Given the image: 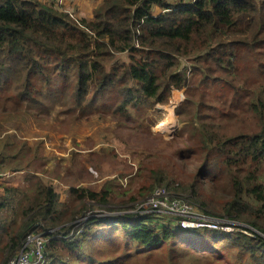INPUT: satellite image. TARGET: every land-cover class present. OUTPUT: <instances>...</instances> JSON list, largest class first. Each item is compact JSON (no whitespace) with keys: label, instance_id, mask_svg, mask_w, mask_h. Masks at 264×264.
<instances>
[{"label":"trees","instance_id":"1","mask_svg":"<svg viewBox=\"0 0 264 264\" xmlns=\"http://www.w3.org/2000/svg\"><path fill=\"white\" fill-rule=\"evenodd\" d=\"M197 49L204 52L181 67ZM124 54L127 61L117 59ZM172 89L184 95L174 108L180 152L200 162L199 174L222 177L231 196L201 198L196 176L183 183L167 165L148 168L153 181L145 191H190L195 206L228 219L233 231L159 228L152 213L104 217L94 209L107 207L108 190L69 186L62 198L51 183L37 187L33 172L11 171L0 185L3 264L35 226L47 232L49 264L62 263L56 254L63 248L90 258L80 240L89 231L101 236L98 226L122 229L124 247L131 243L145 257L176 234L202 241L208 252L229 244L243 264H264V0H102L90 19L39 0H0V113L46 118L60 106L69 120L94 112L129 117L130 106L167 104ZM137 200L131 195L125 203ZM70 231L77 232L72 239Z\"/></svg>","mask_w":264,"mask_h":264},{"label":"rangeland","instance_id":"2","mask_svg":"<svg viewBox=\"0 0 264 264\" xmlns=\"http://www.w3.org/2000/svg\"><path fill=\"white\" fill-rule=\"evenodd\" d=\"M152 12L157 14L160 9L153 7ZM81 15L84 16L81 12L79 18ZM203 52L197 49L190 56L182 57L181 67L191 65L190 59ZM117 59L127 61V54L117 55ZM181 92L182 97L177 103L173 102L171 93L167 104H156L151 109L143 110L130 106L129 117L121 115L115 117L110 112H94L77 120H69L65 113L60 112V106L46 118L30 114L26 110H20L18 113H0V185L7 180L3 177L10 176L11 171L16 173L31 171L36 175L37 187L46 189L51 183L53 185L51 191L62 198L66 196L69 186L108 190L106 208L109 209L96 207L94 211L101 212L104 217H112L120 212L135 211L137 204L133 203L136 201L128 202L130 204L125 202L131 195L140 200L144 192V195L148 193L145 189L153 181L147 176L148 168L167 165L169 170L181 176L183 183H192L196 176V191L199 187L201 198L204 196L224 200L230 198L228 186L222 177L199 174L200 162L180 152L184 143L176 139L181 127L177 117H173V121L165 120L167 110L172 109L166 106L176 107L184 99L183 90ZM172 111L174 113L173 109ZM171 122L175 123L173 129L169 128L168 123ZM8 134L16 139H25L27 143L17 144L9 141ZM168 157H172L173 162H170ZM16 167L21 171L13 170L17 169ZM182 194L192 198L190 191ZM160 219L172 222L170 217ZM97 228L104 231L101 236L93 237L95 232L89 231L80 240L81 249H86L90 258L82 252H69L63 248L56 254L62 258L60 264L244 262L243 254L230 248L229 244L221 246L220 251L216 248L215 251L218 252H208L200 250L204 244L202 241L193 239V236L176 234L172 236L169 245L164 243L145 257L143 252L136 254L131 243L127 248L124 247L121 241V235L124 234L122 229L117 227L119 231H113L101 229L103 228L101 226ZM181 233L188 234V231L182 230ZM76 234L77 232L72 235L69 233L68 236L72 239ZM223 240L219 239L217 242L221 244ZM213 241L208 240L209 243ZM4 242V237H0V247ZM170 249L174 252L171 253ZM1 260L0 256V264H3ZM48 262L47 260L45 264H49Z\"/></svg>","mask_w":264,"mask_h":264},{"label":"built area","instance_id":"3","mask_svg":"<svg viewBox=\"0 0 264 264\" xmlns=\"http://www.w3.org/2000/svg\"><path fill=\"white\" fill-rule=\"evenodd\" d=\"M39 1L53 6L58 11L68 13L74 19H80L73 8L74 0ZM134 204L137 205L134 209L135 211L132 212L152 213L155 217L153 223L159 222L158 226L170 225L181 226L186 229L208 228L224 232L233 231L232 224L228 219L206 216L204 212L192 203L188 195L170 191L165 186H155L149 194ZM160 216L170 217L172 222L158 219ZM81 220L82 217L77 221ZM72 234L73 231H70V235ZM47 242V232L41 231L38 226H35L25 235L19 247L10 256L6 264H45Z\"/></svg>","mask_w":264,"mask_h":264},{"label":"crops","instance_id":"4","mask_svg":"<svg viewBox=\"0 0 264 264\" xmlns=\"http://www.w3.org/2000/svg\"><path fill=\"white\" fill-rule=\"evenodd\" d=\"M102 0H74L73 8L77 12L78 16L79 13L82 12L84 16L80 18L90 19L92 17L93 9L101 3ZM89 10V11H88Z\"/></svg>","mask_w":264,"mask_h":264},{"label":"bare ground","instance_id":"5","mask_svg":"<svg viewBox=\"0 0 264 264\" xmlns=\"http://www.w3.org/2000/svg\"><path fill=\"white\" fill-rule=\"evenodd\" d=\"M172 96H173V102L174 103H177L180 99H181V97H182V92H181V90H177V89H172ZM166 107H171L173 110H174V106H166ZM172 109H168L167 110V115H166V121H173V117H175V115H174V113H173V111H172ZM160 121H161V118H160V120H159V122H158V127L160 126ZM169 124V128H172L173 129V127H174V125H175V123L173 124L172 122L171 123H168ZM173 124V125H172Z\"/></svg>","mask_w":264,"mask_h":264},{"label":"clouds","instance_id":"6","mask_svg":"<svg viewBox=\"0 0 264 264\" xmlns=\"http://www.w3.org/2000/svg\"><path fill=\"white\" fill-rule=\"evenodd\" d=\"M172 93V92H171ZM174 108H175V106H174Z\"/></svg>","mask_w":264,"mask_h":264}]
</instances>
